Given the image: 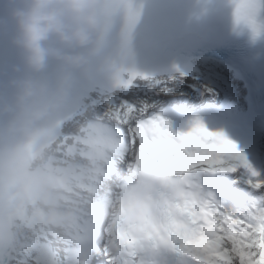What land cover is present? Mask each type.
Wrapping results in <instances>:
<instances>
[{
  "label": "bare ground",
  "instance_id": "obj_1",
  "mask_svg": "<svg viewBox=\"0 0 264 264\" xmlns=\"http://www.w3.org/2000/svg\"><path fill=\"white\" fill-rule=\"evenodd\" d=\"M187 76L190 79L188 81L186 78L181 79L182 76H178L177 80L180 82H176L174 79L176 76L172 78L171 82L168 80L165 83H160L156 88L152 85H146V88L152 91L149 94L147 93L148 97H146V93L140 92V102L135 110V117L140 116V113H143L144 110L148 112L149 109H154L158 103L168 98L178 99L190 96L195 93L190 90L191 85L206 90L210 96L221 98V100L225 101V108L228 112L227 119H224V122L226 121L225 124L231 127L232 132L228 131L229 133L223 134L219 131H214L210 134L208 140L215 146L222 145L225 151L236 159L234 162L238 166L237 172H241L238 175L240 182L241 175L244 174V177L250 176L252 177V184L257 185L256 191L264 193V173H256L257 170H261V163L264 162L261 121L255 117L252 108L248 104L247 97L238 82H236L235 77L232 73L225 72L219 64L212 61H205V63L200 64L197 72L189 73ZM186 84H190V86H186ZM157 91H164L168 94L156 97L155 93ZM137 93L131 90L129 92L130 99L134 100L133 97ZM114 97V95L110 96L112 101H115ZM189 98L200 99V97ZM251 121L254 124L253 126H250ZM223 162L227 163L228 161ZM252 166H255L256 169L254 173L250 172ZM242 196H244L243 193ZM246 201H244L246 210H243V208L239 210L241 215L238 212L237 215H233L234 212L227 206L211 214L212 219L206 221V237L194 245V249L199 253L200 264H208L205 263L207 261L209 264H226L225 262L228 261L226 260L227 254L225 252L227 251L225 249L229 243L237 239L245 240L243 236L245 230L242 229L244 228V223L249 225V228L246 229L248 235L246 241L250 243L251 246L249 247L252 248L251 256L245 258L244 264H264L262 246L264 199H259L251 206L247 205ZM247 214L249 216L246 217ZM48 232L44 228L36 230L27 228L23 223H17L14 239L18 253L11 264H40L39 258L41 254L37 253L39 244L47 245L51 242L56 245L61 244L60 239L48 236ZM51 253L54 254L53 251ZM47 255L49 258L52 257L49 253Z\"/></svg>",
  "mask_w": 264,
  "mask_h": 264
},
{
  "label": "rangeland",
  "instance_id": "obj_2",
  "mask_svg": "<svg viewBox=\"0 0 264 264\" xmlns=\"http://www.w3.org/2000/svg\"><path fill=\"white\" fill-rule=\"evenodd\" d=\"M187 80H190V79H187ZM165 94H167V92L157 91L155 93V96L158 97V96L165 95ZM134 97L136 99V104H137V101H140V95L136 94ZM261 164H262L261 165L262 168L260 171L257 170V172H256L255 166L254 167L252 166L253 168L251 167L252 170H250V172L251 173L256 172V173L263 174L264 173V162ZM244 178L245 177H243V179L241 180L240 185L244 189H247L246 193L249 196V198H248L249 203H254V202H257L259 199H264V193L262 191H260V192L256 191L257 185H253L252 181H245ZM247 215L249 216V214H247ZM248 228H249V225L247 223H244V228H242V229L245 230L243 232V236H244L245 240L244 239L234 240V241L230 242L228 247L225 249L227 251V252H225L227 254L226 260L229 262V264H244L245 258H247V257L249 258L251 256V249L252 248L249 247V246H251L250 243L248 241H246L248 239L246 229H248Z\"/></svg>",
  "mask_w": 264,
  "mask_h": 264
}]
</instances>
